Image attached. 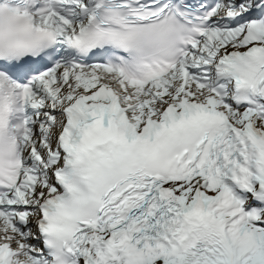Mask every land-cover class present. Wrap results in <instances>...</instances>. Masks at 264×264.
Returning a JSON list of instances; mask_svg holds the SVG:
<instances>
[{
    "label": "snow or ice",
    "instance_id": "1",
    "mask_svg": "<svg viewBox=\"0 0 264 264\" xmlns=\"http://www.w3.org/2000/svg\"><path fill=\"white\" fill-rule=\"evenodd\" d=\"M0 264H264V0H0Z\"/></svg>",
    "mask_w": 264,
    "mask_h": 264
}]
</instances>
